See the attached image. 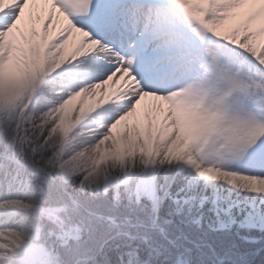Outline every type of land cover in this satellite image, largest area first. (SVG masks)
I'll list each match as a JSON object with an SVG mask.
<instances>
[{
    "label": "snow or ice",
    "instance_id": "snow-or-ice-1",
    "mask_svg": "<svg viewBox=\"0 0 264 264\" xmlns=\"http://www.w3.org/2000/svg\"><path fill=\"white\" fill-rule=\"evenodd\" d=\"M193 211L264 232V0H0V264H225Z\"/></svg>",
    "mask_w": 264,
    "mask_h": 264
},
{
    "label": "trees",
    "instance_id": "trees-1",
    "mask_svg": "<svg viewBox=\"0 0 264 264\" xmlns=\"http://www.w3.org/2000/svg\"><path fill=\"white\" fill-rule=\"evenodd\" d=\"M167 201L165 204L167 205ZM194 212L191 213V217ZM189 215H181L172 217V223L165 225L169 236L176 238L178 236L187 235L190 240H196L205 244H210L216 249L221 256H226L225 264H264V232L257 229H239L240 235H252L257 237L256 242L249 243L240 239L237 235V226H233L231 230L217 229L210 231L206 221L200 222L197 227L190 219ZM205 217L213 218L211 213ZM178 242H185L182 239ZM151 247L141 244L140 255L146 259H150L151 264H169L168 250L170 245L159 236H155L151 241ZM205 255L202 257L204 264H212V254L205 247L202 249ZM150 254V255H149Z\"/></svg>",
    "mask_w": 264,
    "mask_h": 264
},
{
    "label": "rangeland",
    "instance_id": "rangeland-1",
    "mask_svg": "<svg viewBox=\"0 0 264 264\" xmlns=\"http://www.w3.org/2000/svg\"><path fill=\"white\" fill-rule=\"evenodd\" d=\"M156 122H154V124H155ZM194 212V211H193ZM189 216L191 215V214H188ZM196 213L194 212V215H192V217L190 216V218H188V219H190L191 221H193L195 218H196ZM187 216V215H186ZM214 219V217L213 218H210V217H203V218H201V220L202 221H206V223L207 224H209L210 222H212V220ZM201 220H200V222H201ZM235 226V225H234Z\"/></svg>",
    "mask_w": 264,
    "mask_h": 264
}]
</instances>
